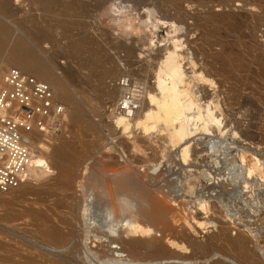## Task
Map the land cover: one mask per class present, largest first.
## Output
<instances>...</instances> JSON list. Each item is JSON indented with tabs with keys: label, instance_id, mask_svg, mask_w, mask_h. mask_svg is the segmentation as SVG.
<instances>
[{
	"label": "rangeland",
	"instance_id": "1",
	"mask_svg": "<svg viewBox=\"0 0 264 264\" xmlns=\"http://www.w3.org/2000/svg\"><path fill=\"white\" fill-rule=\"evenodd\" d=\"M5 1L7 6L0 11L1 21L10 26L14 34H27V41L49 62L51 73L64 78L71 85L72 92L81 99L83 110L96 129L94 134L88 135L89 139L87 135H83L82 139H88L84 141L90 146L78 149L70 165L73 197L81 199L82 192L79 188L84 186L87 190L86 200L89 208L88 212L83 213V217L80 218V226L76 225L77 237L71 240V243L78 245L75 264H110L107 261L108 257H103L98 252L100 248H109L107 237L100 231H104L103 226L115 220V217L110 214L104 222H100V218L105 202L110 198L109 190L116 191L115 188L125 192L128 190L131 193V197L121 204L123 207L135 206V210L141 208L138 214L135 213L134 221H145L144 223L148 224L149 221L145 215L140 216L139 214L142 209L147 212L149 207H147L146 198H152L169 208L159 204L166 212V220L171 221L174 226L176 224L185 226L186 222L193 225V220L198 221L202 218L200 221L207 223L203 229H196L193 225L196 233L187 225L185 226L197 246L193 247L189 242L191 238L185 242L181 241L180 244L183 245L184 253L193 255L194 258L189 263L175 261L174 264H264V0H185L187 3L182 4V9L185 14L187 13L186 18L181 21L176 16L171 21L173 27L180 29L176 32H173L174 28L168 25L154 32V29L147 26L148 22L146 23L145 11H143L147 7H151L152 10L154 8L156 19H161L162 14L163 18L166 17L167 14H164L165 11L162 10L170 6L166 4L165 7L161 0H151L152 2L150 0H104V4L102 3L99 8H94L95 10L90 9L91 7L89 8L84 0ZM157 2L163 5L162 7L158 4L160 10ZM67 3L68 5L72 3L74 8L70 6L68 8ZM76 3L80 4L76 7ZM113 5L117 6V10H112ZM171 14L174 13L170 12ZM211 15L215 20L217 18L215 16H219L220 19V15L224 17L221 20L217 18L214 22ZM229 28L231 31H227ZM163 31L168 35H164ZM208 37L209 40H207ZM171 39L179 40L183 44L181 54L187 57L188 61L191 59L194 64L196 63L195 74L200 73L217 87L215 90L219 102L217 115L222 120V137L219 134H211L212 138H217L219 143L214 139L216 145H210L208 139L210 137L200 138L201 136L197 135L194 139L198 138L196 142L199 145L192 148L197 151L195 150L196 153L193 151L195 153L193 155L191 149L190 154H192H189L190 157L185 163L177 158L178 148H171L162 134H156L154 131L144 132L140 128L132 129L130 133H124L125 135L121 134L109 116V111L113 107L111 105L118 98L115 87L119 85L121 79H127L135 84L141 96L145 90L151 88L153 76L150 71L156 64V62L153 64V61L157 60L156 55L159 56L163 53L162 50L171 46L168 45ZM206 40L208 42L225 41L226 45L223 43L222 45L227 52L223 59L226 60L227 66H230L227 68L229 71H232L231 67L233 68L234 76L231 78V74L232 80L227 78L226 80L230 81L225 82L222 87L218 83L222 80V77H219L221 74L216 76L215 71L217 70L213 72L209 66L207 67L213 59L212 55L220 53L221 45L219 44L221 43H217L218 45L215 43L209 50L203 44L207 43ZM129 47L136 52L133 53L135 57L131 55L133 59L126 55V49ZM201 47L209 54H207L209 56L207 59L197 52ZM229 52L230 54H227ZM237 54L242 57L241 61H244L246 66L245 75L234 69L233 59ZM153 57L155 60L152 59ZM9 67L4 66V62L0 60L1 72H5ZM188 67V65L184 66V68ZM104 70H110V75L101 76ZM190 72L191 69L186 70V79L187 82L193 80L190 87L192 91H196L197 88L203 86V83L194 79ZM203 87L209 90L207 85ZM234 88L237 89L236 92ZM105 90H110L108 91L110 95ZM80 91L84 94H79ZM98 91L105 94L101 95ZM106 93L107 96H105ZM76 132V128L74 129L67 122L60 133L61 140H73L77 136ZM247 132H250L252 136H246ZM203 141L207 143L205 147ZM205 149L208 150V154L201 152ZM45 151L40 150L41 153L37 151L35 154L36 163L32 161V165L34 170L40 174L37 179H29L26 181L28 184L23 185V188H28L27 192L21 193L19 189V191L6 194L0 193V256L5 251L2 244L14 240V242H24L25 245L44 252L46 259L55 257L66 259L65 250H53L41 242L34 232L39 222L34 221L28 213L31 210H43L48 211V214L53 217L56 213L62 212L58 200L64 194L56 190V185H54L56 170L53 169L54 167L49 169V157ZM216 151L217 153H214ZM241 159L244 160L243 163L240 162ZM255 159L258 160V166L255 165ZM253 166L256 167L253 168ZM247 168L252 169L249 178L244 174ZM132 193L135 194L132 195ZM200 202L204 204L205 212L199 209ZM118 217L121 220L128 219V214L122 212ZM84 221L87 224L85 226H83ZM134 221L129 218L120 225V228H123L122 230L119 228L120 232L116 231L115 235L118 233L117 236L120 237L125 225ZM222 229H225L224 232H221ZM226 230L230 237L226 235ZM218 232L222 237L220 236L217 245L213 246L214 248L207 245L208 237L219 234ZM239 233L248 238L247 246L254 254V260L248 262L240 260L232 253L228 239L224 240L228 237L229 239L234 238ZM95 235L102 237L100 242L94 243L92 236ZM154 236L159 240L163 238L159 232ZM90 241L92 244H89ZM14 242L10 243L14 246ZM116 247L120 246L116 245ZM120 255L121 257L111 264H135L139 261L138 257L131 256L127 252H121ZM46 259L37 258L41 264H46ZM18 260L17 257L12 258L14 263L20 262ZM139 262L140 264H159L147 262L144 259ZM169 262L163 261L160 264Z\"/></svg>",
	"mask_w": 264,
	"mask_h": 264
},
{
	"label": "bare ground",
	"instance_id": "2",
	"mask_svg": "<svg viewBox=\"0 0 264 264\" xmlns=\"http://www.w3.org/2000/svg\"><path fill=\"white\" fill-rule=\"evenodd\" d=\"M103 1L104 0H84L85 4H87L88 7L90 6L91 8L90 7L89 8L92 10H95L94 8H99L102 5ZM161 1H163L162 3L165 7H166V4H169V6H170V7H167L165 10L161 9L162 11H165L164 14L165 13L167 14L166 17H164V18H163V14H162V18H161L162 20L160 18L159 19L155 18L156 16L154 15L155 14L154 8L152 10V9H150L151 7L148 8L146 6L147 8H145V10L143 9V11H145L144 12L145 18L147 19V20L145 19L146 23L148 22L147 26H150L152 29H154L153 32L162 26L163 27L164 26L166 27L167 25L172 26L173 24L171 23V21H173L174 17H176V16L178 18H180L181 21H183L186 18L187 13L185 14V11H183V9H182V4L185 2V0H161ZM33 2H35V0ZM75 2H77V1H75ZM159 2H157V6L159 4L160 6L163 7V5ZM81 3H82V1H81ZM185 3H187V2H185ZM6 4L7 3L5 0L0 2V11H2L4 9L3 7L7 6ZM38 4L40 6V3H38ZM76 4L75 5L77 7L80 3L79 4L76 3ZM85 4H83V5H85ZM155 4H156V2H155ZM56 5H58V4H56ZM67 5H68V3H67ZM118 5L119 4H117V6ZM141 5H145V4H141ZM69 6H70V8H74L72 3L68 5V8H69ZM117 6L115 7V5H113L112 10H117ZM43 8H44V6H43ZM46 9L48 10V8H46ZM158 9L160 10L159 6H158ZM158 9H157V11H158ZM66 11H67L66 13H68V10H66ZM84 12H85V10H84ZM158 12H160V11H158ZM170 12H172L174 14L170 15ZM55 17H56V15H55ZM215 17L219 18V16H215ZM220 17L222 19V17H224V16L220 15ZM211 18L213 21L215 20L212 17V15H211ZM217 18L215 21H217ZM69 19H71V18H69ZM221 19L219 18V20H221ZM163 20H165V21H163ZM175 21H176V19H175ZM74 23H75V21H74ZM146 23L144 22L145 25H146ZM227 26H229V25H227ZM149 28L147 30H149ZM173 28H174L173 30L171 29L173 32L180 30V29H178L179 27L178 28L173 27ZM181 28H182V26H181ZM144 29H146V27H144ZM185 29L186 28H184V30ZM228 30H230V28L227 29V31ZM232 31H234V29H232ZM152 33H150V34H152ZM163 34H164V31H163ZM166 34H164V35H166ZM26 35L23 33L14 34V32L12 31L10 26H7L3 21H1V16H0V60H2L4 62V66H8V67L11 66V68L18 69L24 75L31 76V77L35 78L36 80L47 84L51 88V90L53 91L56 100L65 107L66 111L68 110L67 111V117H66L67 118L66 124L68 122V124H70V126L74 127V129L76 128V131H77L75 133V135H77V136L74 137L73 140H69V139H67V140L62 139L61 140L60 135H55V136L54 135H51V136L35 135L31 141L32 161H34L36 159L35 154L37 153V151H39V153H41L40 150H46L45 152L48 154V157H49V159L47 158L48 164L50 166L49 169H51V167H54L53 169L56 170V176H55V178H56L55 182L56 183L55 184L53 183V184L56 185V190L59 191L61 194H64V195L61 196L58 200L59 208L62 209V212L56 213L55 216L52 217V215L48 214V211H43V210H39V211L31 210L28 213L30 216H32L34 221L39 222V225L35 227L34 232L39 236L41 242L44 243L45 245H47L50 249H53V250H62L63 249V250H65L66 251V254H65L66 259H60V257L46 259L44 252L37 251L31 246L25 245L26 243H24V242H14V240H10V242L13 241L15 245L13 246V244H11L10 242H6L5 244H2L4 246L3 248H5L3 250H5V251H3V254L0 256V264H33V263L41 264V263H39L37 258L46 259L45 260V262H47L46 264H75V257L78 253V245L76 243H71V240H73L77 237L76 236V229H75L76 225L80 226V223H81L80 218L83 217V213L88 212L89 208H88V201L86 200L87 190L85 189L84 186H81L79 188V189H81V192H82V198L76 199L73 197L72 193L74 191H73V188L71 186V181L73 178H72L71 171H70V165L73 163L76 151H78V149H82L85 146H87L86 148H88L90 146V144L85 142V141H87L89 139L88 135L90 136V135L94 134L96 129L94 128V125L87 118V115L85 114V112L83 110L84 107L82 105L83 103H82L81 99L78 98L74 92H72L73 89H71V87H70L71 85H69L64 78L58 77V76L53 75L51 73V69H50L51 67H50L49 62L47 61V59H45V57H43V55L40 51H38L32 44H30L27 41L28 37ZM152 36L153 35H151V37ZM207 40H209V37L207 38ZM210 40H212V39H210ZM224 42L223 41L222 42H210V41L208 42L207 41V43L206 42L203 43L209 48V50L215 43H216V45H218L217 43H221V44H219V46L221 45L220 46L221 51H219L220 53L218 52L219 54L212 55L213 61L211 60V62L207 64V67L209 66V68L212 69L213 72H214V70H217V71H215V73H217L216 76L221 74L219 77H222L221 78L222 80L220 82H218L221 87L223 84H225V82L228 81L226 79L230 78V75L234 71L232 67H231L232 71H229L227 69L229 65L227 66V63L225 62L226 60L223 59V57L226 55V52H227L225 47L222 45V43L224 45H226ZM231 43H232V41H231ZM167 44H168V41H167ZM238 44H240V43H238ZM168 45H171V46H168L167 48L162 50L163 53L158 52V53H161V54H159V56L156 55L157 60L153 61V64H154V62H156V64L153 67L152 71H150V69H149V71L152 73V76H153L152 77L153 82H152L151 88H148L150 85H148V87L146 86V88H148L149 90L148 89L145 90V92L143 93L142 96L139 95L140 96L139 102L136 101V102L132 103L133 105H135V111L132 113V116L130 118H128V116L125 114V112H123L117 108L118 102L120 101L122 94H123L122 88H120L118 86L115 87V91L118 93V98H117L115 103H112L113 105H111V106H113V107L109 111V113H110L109 116H111V118L113 120V125H115V127L120 130L121 134L130 133V131H132V129H136V128H138V129L140 128L141 131L143 130L144 132H148V133H149V131H154V132H156V134H162L163 137L165 138V140L167 141V143L171 146V148L172 147L178 148L177 152H176L177 158L179 161L185 163L187 161V159H189L188 157H190V155L193 153V151L195 152V150H196V149L193 150L192 148L196 145H199V143L197 144V142H196V140L198 138L194 139V137H196L197 135L201 136L200 138L210 137V138H208L210 145L211 144L216 145L215 140L217 138H214L215 139L214 140L212 138L211 134L215 133V134H219L220 136L223 135L222 127H221L222 120L217 115V112L219 111V102L217 100V95H216L217 91H215L217 87H215L212 84V81L205 79L204 76H202L200 73H198L197 75L195 74L194 68L196 67L195 66L196 63L194 64V62L191 59H190V61H188L187 57H185L184 55L181 54L182 49H183V46H182L183 44H181L179 42V40L177 41V40L171 39V43ZM229 45H230V43H229ZM246 45H247V43H246ZM227 47L232 48L233 46L232 47L227 46ZM236 47H237V45H236ZM204 50H206V49L201 47L198 49L197 52L200 53V55L201 54L204 55L205 58L207 59V57H209L208 56L209 54ZM78 51H79V49H78ZM126 51H127L126 55H129V56H131L135 52V50H133L132 47L127 48ZM233 51H235V49ZM205 52H206V55L208 54L207 56L205 55ZM227 54H230V52ZM133 56H134V54H133ZM212 56H211V58H212ZM154 57L152 59H154ZM131 58H132V56H131ZM232 59H231V61H233V60L235 61L234 62V64H235L234 69L239 71V72L244 73L246 66L244 65V61H241L242 57H240L239 54H237V56L235 55L234 59L233 60ZM207 61L205 63H207ZM209 61H210V59H209ZM135 63H136V61H135ZM249 63H251V62H249ZM145 64H146V62H145ZM185 65H188L189 67L184 68ZM214 65H217L216 67H218V68L215 69L216 67ZM130 66H132V64ZM140 66H141V64H140ZM232 66H233V64H232ZM133 67H134V64H133ZM135 68H137V67H135ZM140 68H142V66ZM188 69H191L190 73L194 77V79L201 81V84L203 83L202 84L203 86L207 85L209 90H207V89L205 90V88L202 85H200V86H202L201 88L199 87V88H197L198 90L192 91L191 87H190V83L193 80L187 82L188 80L186 79V70H188ZM147 71H148V69H147ZM237 71H235V72H237ZM133 72H135V71H133ZM0 73H3V72L0 71ZM109 73H111L110 70H104L102 72L101 76L106 77V75ZM118 75H120V74H118ZM147 75H148V73H147ZM244 75H245V73H244ZM150 76L151 75H149V77ZM232 76H234V74L231 75V78H232ZM147 78H148V76H147ZM140 79H142V78H140ZM147 80L150 81V79H147ZM245 82H247V81H245ZM235 84H236V81H235ZM233 87H235V86H233ZM226 88H228V87L226 86ZM230 88L232 89V87H230ZM90 90H91V88H90ZM234 90H235V88H234ZM236 90H235V92H236ZM108 91H110V90H108ZM108 91L105 90V92H107V93H108ZM98 92L101 93V95L104 93V92L102 93L101 91H98ZM210 92H211V94H210ZM82 93L84 94V92H82V91L79 92V94H82ZM107 93L105 96H107ZM111 93H113V92H111ZM108 95H110V94L108 93ZM105 96H102V97L105 98ZM113 96L114 95H112V97ZM66 124H65V126H66ZM65 126H63V128ZM233 134H234V132H233ZM83 135H87L88 139L87 140L84 139L85 140L84 141L82 139ZM245 135L246 136H252V134L250 132H247ZM216 136H218V135H216ZM220 136L218 138H220ZM254 136H253V138H254ZM84 138H86V136ZM208 139H207V142H208ZM90 140H92V139H90ZM201 140H203V139H201ZM217 142L219 143V141H217ZM201 143L202 142H200V144ZM205 143L203 141L204 147H205ZM204 147L202 149H204ZM86 148H84V149H86ZM209 149H211V147ZM190 150L192 151L191 154H190ZM201 152H203V153L207 152L206 154H208V150H206V149L204 151L201 150ZM195 153H193V155ZM212 153L213 152H211V154ZM214 153H217V151ZM195 156H193V157H195ZM34 162L36 163V161H34ZM240 162L243 163L244 160L241 159ZM255 165L258 166V160H256V159H255ZM256 166H253V168H255ZM251 173H252V169L247 168L245 170L244 174L246 175L247 178H249ZM28 174H29V178H28V180H29L32 178L37 179L39 177L40 173L35 171L33 165L31 164V167L28 171ZM25 184L27 185L28 183L27 182L23 183L22 185H20L17 188V190L15 189L13 191H19V189H20L21 193L27 192L28 188H25V187L23 188V185H25ZM115 189H116V191L114 189L109 190L110 198L105 202V206H104L105 208H103V214H101V218H100V222L101 221L104 222L106 219H108L110 214H113L115 217V220L108 222L107 224H105L106 222L103 223V224H105L103 226L104 231H100L101 233H103L104 236L107 237V240H108L107 243L109 245V248L108 249L100 248L98 250V252L103 257L107 256L108 257L107 261L110 264L112 262H116L115 259H118L121 257V255H120L121 252L122 253L127 252V253L131 254V256H134L136 258L138 257L139 261L144 259V261L152 262V263H159V264L163 261H167V262L170 261L167 264H174L175 261L176 262L181 261V262H188L189 263L190 261L193 260L192 259V258H194L193 255H186V253H184V251H183L184 248L182 247L183 245H181L180 242L183 240H184L183 242H185V240H188L192 237V235L185 228L186 225L189 229L193 230L194 233H196L195 229H193L194 226L196 229H203L204 226H207V223L200 221L203 218L199 219L198 221H194L192 218V220H193L192 224L194 226L190 225L187 222H186L185 226H181L180 224H179L180 226H177V224L174 226L173 224H171V221L169 222L166 220V214H165L166 212L163 208H161L159 206V204L161 205V203H158L160 201H156L152 198H150V199L146 198V200H148L147 201L148 203L146 202L147 207H149V208H148L147 212L143 211V209H142V212L139 215L140 216L145 215L146 219H148V221H149V222H147L148 224L144 223L145 221H143V222L140 220L134 221V217L136 216L135 213L138 214L139 209H141V208H138V210H135V208H134L135 206L123 207V205H121V204L123 202H125L124 200L131 197V193H130V191L128 192L127 189H126L127 192L122 191L121 188H120L121 191H119V188H118V190H117V188H115ZM190 190L191 189L189 188V192H190ZM10 192H12V191H10ZM133 194H135V193H132V195ZM88 199H89V197H88ZM161 206L165 207L164 205H161ZM165 208H167V207H165ZM167 209H169V208H167ZM199 209L201 210V212L202 211L205 212L204 204L201 202L199 204ZM50 211L51 210H49V212ZM122 212H126L128 214V219L130 218L134 222L131 224H126L125 228L123 229V231L121 233V236L119 237L117 235L120 232V231H118L120 228V225H122L124 222H126L128 220V219H122V220L119 219V217H118L119 213H122ZM146 219H144V220H146ZM108 221H110V220H108ZM208 224H210V223H208ZM85 225H87V224L84 221L83 226H85ZM99 225H101V224H99ZM86 227H90V226H86ZM121 228H123V227H121ZM176 228H180V229L177 230ZM222 230H221V232H224L225 229H222ZM116 231H118V233H116V235H115ZM157 232H159L160 236L163 237L162 240H159L154 236V234ZM225 232L227 235V233H228L227 230ZM221 234H223V233H221ZM114 235L117 238H115ZM190 235H191V237H190ZM223 235H225V233ZM220 236H221L220 233L216 234V235L209 236L208 240L206 241L207 245L212 246V247L217 245L216 243L220 241ZM227 236H229V235H227ZM229 237L224 238V236H223L224 240L228 239L227 242L230 246V249L233 251L232 253H234V255L237 258H239L240 260L242 259L243 261H246V262H248L250 260H254L255 256L252 253V251H250L248 249V246H247L248 238H246V236H243L242 234L239 233V234H236L234 236V238L229 239ZM92 238H93L94 243L100 242V240L102 239V237H97V235L92 236ZM85 239H87V238H85ZM221 241H223V240H221ZM189 242L193 245V247L197 246L196 241L193 240L192 238L190 239ZM224 243H226V242H224ZM89 244H92V242L90 241ZM16 245H17V247H16ZM116 245H118L120 247H116ZM0 246H1V244H0ZM13 257H17L19 259L18 261H20V262L14 263L12 261ZM139 261H136L135 264H140Z\"/></svg>",
	"mask_w": 264,
	"mask_h": 264
},
{
	"label": "built area",
	"instance_id": "3",
	"mask_svg": "<svg viewBox=\"0 0 264 264\" xmlns=\"http://www.w3.org/2000/svg\"><path fill=\"white\" fill-rule=\"evenodd\" d=\"M118 87L123 94L117 108L130 118L140 92L127 79H121ZM66 117L65 107L47 84L15 68L0 73V193L13 191L28 180L33 137L60 135Z\"/></svg>",
	"mask_w": 264,
	"mask_h": 264
}]
</instances>
